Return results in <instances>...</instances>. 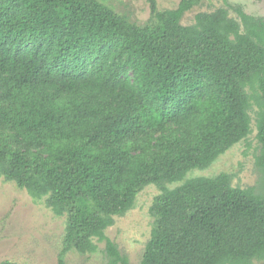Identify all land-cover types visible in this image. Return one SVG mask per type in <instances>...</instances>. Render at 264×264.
I'll use <instances>...</instances> for the list:
<instances>
[{"label": "trees", "instance_id": "obj_1", "mask_svg": "<svg viewBox=\"0 0 264 264\" xmlns=\"http://www.w3.org/2000/svg\"><path fill=\"white\" fill-rule=\"evenodd\" d=\"M105 1L0 0V178L67 216L60 264L96 241L130 264L106 231L152 184L141 264H264V18L227 3L184 26L203 0H143V28ZM254 106L256 185L187 179L247 140Z\"/></svg>", "mask_w": 264, "mask_h": 264}, {"label": "rangeland", "instance_id": "obj_2", "mask_svg": "<svg viewBox=\"0 0 264 264\" xmlns=\"http://www.w3.org/2000/svg\"><path fill=\"white\" fill-rule=\"evenodd\" d=\"M157 1L161 11L175 9L181 2ZM105 3L133 24L143 28L151 24L150 8L143 0H106ZM227 3L242 7L248 15L264 18V0H203L201 5L184 16L181 24L190 26L195 23L197 14L227 8ZM229 12L232 18L238 19L234 10L229 8ZM256 112L257 107L254 106L251 111L252 133L247 140L233 146L208 168L191 171L187 179L211 178L227 173L233 176L234 187L244 189L255 186L258 179L255 162L259 150ZM180 184H167L166 187L173 189ZM161 193V187L153 184L146 186L138 193L134 208L116 217L113 226L106 231L107 237L129 258L130 264L142 262L155 224L150 209ZM66 226L67 216L57 217L46 206L45 200L35 201L15 183L0 178V264H60ZM96 243L99 246L97 253L81 255L70 251L65 256L64 264H109L104 253L105 243ZM253 264L263 262L255 260Z\"/></svg>", "mask_w": 264, "mask_h": 264}]
</instances>
